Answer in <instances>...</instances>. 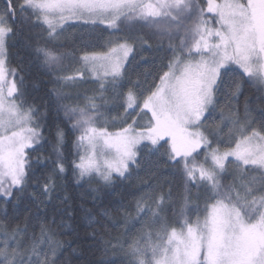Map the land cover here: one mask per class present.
Returning a JSON list of instances; mask_svg holds the SVG:
<instances>
[{"label":"snow or ice","instance_id":"obj_1","mask_svg":"<svg viewBox=\"0 0 264 264\" xmlns=\"http://www.w3.org/2000/svg\"><path fill=\"white\" fill-rule=\"evenodd\" d=\"M73 212L88 264H264V0H0V264H76Z\"/></svg>","mask_w":264,"mask_h":264},{"label":"trees","instance_id":"obj_2","mask_svg":"<svg viewBox=\"0 0 264 264\" xmlns=\"http://www.w3.org/2000/svg\"><path fill=\"white\" fill-rule=\"evenodd\" d=\"M104 27V26H101ZM10 58L11 63L15 67L17 64L23 63L26 69V80L28 84V88L30 91V100L31 102L37 105H44L45 107L49 108L48 119L49 121L63 119L62 114L57 117L55 109L51 107V104L54 100V97L50 95V89L52 88L53 84L49 76H47L44 70L38 66L35 62L31 50L25 46V43L20 42L17 44L16 47L10 50ZM33 83L38 85L37 87H33ZM245 93L248 96H253L254 89L245 87ZM243 101V96L241 97V102ZM65 186L68 190V195L73 198V208H78L80 203L79 197L81 194V189L75 184L74 180L69 178L65 182ZM116 195L115 196H105L104 197V205L111 209V206L119 202L120 200H127L131 199L130 191L127 189L126 186H118L114 189ZM62 194V193H61ZM55 208H48L46 211L49 215H56L58 218L60 216V211L63 208V205L60 201L55 202ZM87 204L91 207V199L87 200ZM28 207L27 204L21 205V209H26ZM34 207V206H33ZM99 207V205H98ZM44 210V209H42ZM93 212H96L97 209H92ZM59 222V219H58ZM64 223L67 224L69 227L63 229L66 235L62 238L70 242L73 247L78 249V254L83 258L78 260L76 264H88L89 261L94 260L97 258L98 254L93 253L90 251L91 242L88 237V233L91 231V228L87 222V220L78 212H73L71 219H65Z\"/></svg>","mask_w":264,"mask_h":264}]
</instances>
